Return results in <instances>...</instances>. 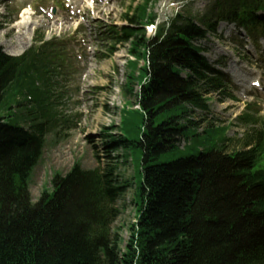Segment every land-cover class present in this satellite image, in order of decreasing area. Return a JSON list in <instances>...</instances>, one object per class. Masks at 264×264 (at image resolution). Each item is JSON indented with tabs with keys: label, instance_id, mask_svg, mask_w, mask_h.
Instances as JSON below:
<instances>
[{
	"label": "trees",
	"instance_id": "1",
	"mask_svg": "<svg viewBox=\"0 0 264 264\" xmlns=\"http://www.w3.org/2000/svg\"><path fill=\"white\" fill-rule=\"evenodd\" d=\"M149 1L136 25L153 23ZM257 10L264 0H216L202 17L178 16L151 39L123 29L118 42L131 40L133 59L124 90L130 95L141 85L134 95L139 108L122 110L121 135H108L104 148L129 151L132 162L136 149L139 183L135 175L121 180L108 151L91 170L54 177L53 190L35 203L30 176L58 121L48 95L49 45L19 58L0 51V264H264V120L248 105L236 119L246 130L232 139L228 127L211 123L198 133L194 119L208 113L205 95L222 96L227 88L201 63L196 42L212 31L213 18L261 29ZM200 138L208 150L191 152ZM131 180L135 224L120 251L111 229L114 205Z\"/></svg>",
	"mask_w": 264,
	"mask_h": 264
},
{
	"label": "rangeland",
	"instance_id": "2",
	"mask_svg": "<svg viewBox=\"0 0 264 264\" xmlns=\"http://www.w3.org/2000/svg\"><path fill=\"white\" fill-rule=\"evenodd\" d=\"M84 1L86 15L80 20V37L83 38L80 41L84 43L71 41L75 39L71 35L77 23L67 17L66 12L54 7L55 3L51 0L5 1L0 4V49L4 54L18 57L33 45L34 39L43 35L44 41L52 40L57 43V50L60 49L62 56L61 60L54 61L52 65L58 69L51 76L53 88L49 95V101H56L58 122L44 140L41 156L29 182L28 194L34 203L45 190H53L51 181L54 177L60 179L74 168L93 169L96 166L95 157H101L100 145L105 142L104 135L115 133L111 129L119 124L120 110L125 101L132 105L134 103L130 96H123L129 45L118 44L110 54L109 49L113 44L107 38V32L110 28L125 26L127 22L123 19L124 15L131 16L130 8L140 5L141 0ZM209 2L211 0H157L149 7V13L156 16L155 23L159 27L176 13L186 10L201 13ZM214 34L208 35L199 44L207 63L227 76L231 89L229 93L235 100L209 95V113L203 116L194 113V119L200 122L198 133L212 123L217 127L229 126L226 136L238 138L244 129L234 120L246 105H254L253 109L264 120V92L253 94L254 90L250 86L252 80L258 79L263 65L250 56L253 51L251 44L240 30L217 25ZM151 35L146 34V37ZM263 46V40L258 41L255 46L258 57ZM240 79L245 80V87L241 86ZM261 84L264 87V82ZM133 89L138 90L135 86ZM201 141L202 138L198 142L200 147L193 145L191 152L208 150V145L202 146ZM188 149H183L181 155L187 156ZM130 151L133 152L132 167L136 169L134 180L139 183V152L136 149ZM126 152L125 160H129V151ZM116 155L120 159L117 173L122 180L129 179L133 174L130 163L126 161L121 164L122 151L112 154L114 157ZM130 201L131 190H126L116 203L119 214L111 227L118 236L120 251L123 250L128 228L134 220Z\"/></svg>",
	"mask_w": 264,
	"mask_h": 264
},
{
	"label": "bare ground",
	"instance_id": "3",
	"mask_svg": "<svg viewBox=\"0 0 264 264\" xmlns=\"http://www.w3.org/2000/svg\"><path fill=\"white\" fill-rule=\"evenodd\" d=\"M23 20H25V18H24ZM23 23H24V24H27V22H26V21H23ZM31 26H32V25H31ZM242 86L244 87V86H245V84H243V83H242ZM244 92H245V91H244Z\"/></svg>",
	"mask_w": 264,
	"mask_h": 264
}]
</instances>
